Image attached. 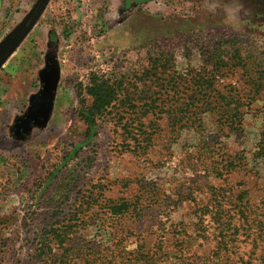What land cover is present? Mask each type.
<instances>
[{"label": "rangeland", "instance_id": "1", "mask_svg": "<svg viewBox=\"0 0 264 264\" xmlns=\"http://www.w3.org/2000/svg\"><path fill=\"white\" fill-rule=\"evenodd\" d=\"M40 1L0 0V264H264V76L250 95L264 71V0ZM218 48L248 65L233 60L221 81L245 104L241 132L206 113L203 150L193 130L169 145L163 123L136 152L120 124L136 126L130 110L88 119L94 75L125 79L122 98L136 104L150 97L135 77L150 54L199 71ZM122 204L137 207L114 223ZM212 215L234 220V243L219 245Z\"/></svg>", "mask_w": 264, "mask_h": 264}, {"label": "trees", "instance_id": "2", "mask_svg": "<svg viewBox=\"0 0 264 264\" xmlns=\"http://www.w3.org/2000/svg\"><path fill=\"white\" fill-rule=\"evenodd\" d=\"M239 61L237 66L240 70L248 71L246 65V58H244L240 51H236L235 56L230 57V52L218 48L216 51L211 52L207 59L203 61V66L199 71L189 69L184 72H178L174 66V58L164 53L150 54L147 66L143 67L141 71L137 72L135 76L139 83H143L144 89L148 88L150 97L146 100H141L139 103L125 101L122 94L127 91L124 88L125 79L116 81L115 83L109 79L100 78L94 75L91 80V85L87 89V95L92 99L91 106L87 109L88 119L93 125L96 124L98 119L104 118L116 108L122 111L120 121H124L128 117V112L134 115L130 120L136 126L130 130L129 120L124 125L122 122V130L125 135V141L130 149L133 147L136 152H148L150 147L154 144V133H157L164 123L169 130L168 144L173 145L177 143L180 138V130H193L200 135L198 146L201 150L206 148L207 141L206 129L202 122V116L206 113L214 114L219 117L217 122V129L224 132L227 130L230 134L241 132L244 125L243 104L237 101V91L234 87L221 88V81L228 76L231 70L233 60ZM257 74V73H256ZM140 76L139 78H137ZM264 71L259 73V78L256 75L251 76L253 79L251 83L250 95L254 98L260 94L263 84L262 78ZM138 85H141L139 84ZM246 89H242L239 94H243ZM127 93V92H126ZM121 96V98H120ZM121 102L120 104H117ZM129 127V128H128ZM264 135V132H263ZM257 158H264V146L260 149ZM261 153V154H260ZM127 204L115 206L111 208V220L117 222L118 218L124 213L128 212L131 208ZM199 226L202 227L204 210H201ZM239 221L246 223L247 217L239 208ZM213 220L217 225V231H220L221 247L229 246L231 242L234 243L233 236L237 234L238 228L234 226L230 235L228 232L231 230V225H234V220L230 218L229 221H223L224 217L212 215ZM244 220V221H241ZM201 223V224H200ZM56 231H52L54 233ZM124 233V232H122ZM236 233V234H234ZM114 234V233H113ZM218 236V237H219ZM206 239V236H202ZM264 239V234L262 235ZM50 239L43 238L39 242L41 252L46 254L51 250L49 248ZM124 241V239L122 240ZM230 241V242H228ZM229 252V250H227ZM140 250L132 251L131 255H138ZM220 253L217 254L219 257Z\"/></svg>", "mask_w": 264, "mask_h": 264}, {"label": "water", "instance_id": "3", "mask_svg": "<svg viewBox=\"0 0 264 264\" xmlns=\"http://www.w3.org/2000/svg\"><path fill=\"white\" fill-rule=\"evenodd\" d=\"M46 3V0H41L38 4V9H41L43 7V5Z\"/></svg>", "mask_w": 264, "mask_h": 264}]
</instances>
